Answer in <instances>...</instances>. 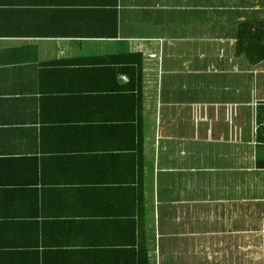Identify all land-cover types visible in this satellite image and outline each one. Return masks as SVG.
<instances>
[{
    "label": "crops",
    "instance_id": "obj_1",
    "mask_svg": "<svg viewBox=\"0 0 264 264\" xmlns=\"http://www.w3.org/2000/svg\"><path fill=\"white\" fill-rule=\"evenodd\" d=\"M263 24L264 0H0V264H146L142 237L231 264L205 240L237 215L264 264Z\"/></svg>",
    "mask_w": 264,
    "mask_h": 264
},
{
    "label": "rangeland",
    "instance_id": "obj_2",
    "mask_svg": "<svg viewBox=\"0 0 264 264\" xmlns=\"http://www.w3.org/2000/svg\"><path fill=\"white\" fill-rule=\"evenodd\" d=\"M257 218V216H253ZM236 234L234 238L228 235L227 222L220 225L221 234L219 237L216 236V245L212 246L213 238L205 240V251L206 253L221 252L224 249L223 256L231 258V264L234 256V264H263L262 250H263V239L262 232L258 229L253 230L252 224H248L243 220V216L237 215L236 223ZM226 234V235H225ZM210 245H208V243ZM211 246V247H210ZM217 264H225L223 260L218 261ZM228 264V263H226Z\"/></svg>",
    "mask_w": 264,
    "mask_h": 264
},
{
    "label": "trees",
    "instance_id": "obj_3",
    "mask_svg": "<svg viewBox=\"0 0 264 264\" xmlns=\"http://www.w3.org/2000/svg\"><path fill=\"white\" fill-rule=\"evenodd\" d=\"M257 25H259V24H257ZM257 25L255 26V25L245 24V25H243L240 28V31L239 32H240V34H243L247 30L248 31L256 30L255 28H257V30H259V28L257 27ZM239 39L242 40L241 37H239ZM138 77H139V79H141V77H140V66L138 67ZM137 95L139 96V98H141V87H140V84L138 85V88H137ZM141 227H142V234H143L144 231H145L144 224H142ZM142 238H143V241H142V246H141V253H142V256H144V260H146V264H149V262H148V252H147V247H146L145 239H144V237H142Z\"/></svg>",
    "mask_w": 264,
    "mask_h": 264
}]
</instances>
